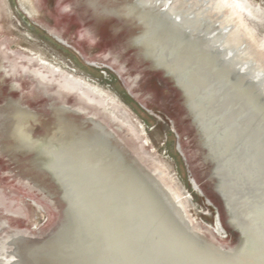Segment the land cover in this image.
<instances>
[{"label": "water", "instance_id": "1", "mask_svg": "<svg viewBox=\"0 0 264 264\" xmlns=\"http://www.w3.org/2000/svg\"><path fill=\"white\" fill-rule=\"evenodd\" d=\"M208 2L210 0H134L120 5L121 12L116 9L114 12L123 19V15L138 12L144 7L152 13L164 15L169 13V8L174 7L171 11L187 17L192 16L193 10L190 8L193 5L199 9ZM211 18H202L201 26L206 24L209 29H215L207 37L219 35V40L223 41L227 29L218 27L215 15ZM129 23L137 32L131 44L139 47L140 54L158 68L155 58L148 55L138 41V36L147 32L148 27L136 15ZM207 37L201 40L207 42ZM172 38H168L165 47L173 45ZM185 43L175 46V51H181ZM194 43L198 44V41ZM195 44L188 50L191 57L195 55L192 50ZM223 49L219 45L215 49V56L218 54L219 59L223 55L226 63L238 65L235 71L246 77L245 80L249 79L250 85L259 87V90L253 89L258 97L255 98L258 101L256 107L262 110L255 114L253 128L247 123L238 128L241 130L240 154H244L246 163L250 165L245 170L248 179L245 178L244 186H241L244 179L241 169L236 170L235 175L237 188L248 197L245 202L240 199V204L253 207L251 212L254 216L255 212L258 213L255 217L259 224L254 233L250 230L249 222L244 220L245 217H242L244 221L241 224L236 223L231 204L216 188V179H221L222 175H216V161L209 159L206 146L203 147L201 119L196 116L197 111L190 104L188 93L167 69L158 68L173 80L174 86L180 91L184 108L198 133L200 146L206 150L204 158L210 166L209 178L213 189L221 199L227 224L238 235L233 246L222 245L195 224L187 211L184 198L170 184L164 171L142 152V146L134 141L130 133L125 134V127L116 122L114 116L101 110L98 101L73 91L75 96L69 100L67 96L72 88L65 85L57 89L48 87L44 83L45 76H40L38 80L32 79L37 93L31 96L32 99L21 93V90L15 95L13 91L19 87L15 83L8 84L7 91L0 89V150L15 164L16 168L11 172L15 170L28 185L45 194L51 205L56 207L57 216L45 233H35L2 222L0 230H4L0 233V264H264V66L258 63V67L254 58L242 60L239 56L242 47ZM4 79L0 75V88L3 89ZM257 91L261 92L260 96ZM39 98L45 100L41 105H37ZM228 109H232L233 118L227 120V126L233 124V119L236 122H239L240 117L246 120L247 114L254 112H240L239 107L233 106V103ZM254 128L256 133L253 135L251 131ZM57 144L79 149L76 158H87L93 169L87 175L83 163H78L76 167L72 165L75 171L71 166L70 169L64 167L66 172H70V175L74 173L79 179V184L69 195L64 183L66 180L63 181L49 165L51 156L44 154V151L48 152ZM42 146L50 147L45 150L41 149ZM84 148H91L93 159L84 154ZM246 150L248 157L245 155ZM98 157L100 166L95 164ZM162 193L164 199L160 197ZM89 194L97 197L89 200ZM176 194H179L178 199L184 206L179 204ZM163 200L170 205H165ZM248 218L256 222L252 216ZM218 225L225 230L219 216ZM252 238L259 241L260 245L254 243L253 247L244 249Z\"/></svg>", "mask_w": 264, "mask_h": 264}, {"label": "rangeland", "instance_id": "2", "mask_svg": "<svg viewBox=\"0 0 264 264\" xmlns=\"http://www.w3.org/2000/svg\"><path fill=\"white\" fill-rule=\"evenodd\" d=\"M132 1L0 0V75L5 77L4 89H0L7 91L8 84L15 83L19 86L13 91L15 95L21 90V93L31 97L35 94L32 79L38 80L40 76H45L44 83L48 87L57 89L65 85L72 88L67 96L69 100L75 96L73 92L93 97L92 100L98 101L101 110L114 116L116 122L125 127V134L130 133L134 141L142 146V152L164 171L170 184L184 198L195 224L222 245L233 246L238 235L227 224L221 199L213 189L209 178L210 166L204 158L206 150L200 146L198 133L184 108L180 91L174 86L173 80L158 68L167 69L188 93L189 102L201 119L199 128L204 131L202 144L206 146L207 156L216 161L215 167H221L223 174L227 173L226 188L240 190L235 181L236 170L241 169L244 178L241 186H244L245 178L248 179L245 170L250 165L245 158L235 155L241 151L239 145L237 148L221 145L214 128L205 124L210 114L203 100H208L210 95L200 87L203 86L199 82L200 73L193 68L192 58L202 55L204 51L198 47L201 39L215 30L209 29L206 24L201 26L200 20L211 18L212 15H215L219 28H223L220 26L221 21L238 18L235 29L252 43L254 53L259 49L264 50V0H210L199 9L193 5L190 9L193 10L194 29L187 30L185 34L187 39L199 42L192 49L194 57L186 49L189 47L187 41L181 51H175L174 47L181 44L178 35L172 36L174 43L170 48L165 47L171 36L170 30L177 29V24L169 25L164 31L154 29L151 33L139 35V43L148 55L155 58L158 68L140 54L139 47L131 44L137 32L129 23L130 20L136 15L139 18L143 16L144 21L148 22L151 10L144 7L138 12L121 13L123 19L114 12L115 8ZM206 7L208 10H204ZM171 8L168 14H159L160 19L179 13L171 11ZM250 57H254V54ZM203 64L207 63L204 61ZM245 79L239 83L242 88L234 91L236 96L258 98L255 93L259 87L250 85L249 79ZM205 86H208L207 83ZM257 94L260 96L261 92L257 91ZM28 96L24 95L26 99H29ZM37 101V105H41L45 100L39 98ZM225 108L221 106L219 109ZM225 129V126L217 127V130ZM238 135L237 139H240ZM45 147V150L49 148ZM46 153L54 156L50 149L44 151ZM54 162L53 157L50 163L56 165L57 162ZM73 164L71 162L68 167ZM15 168L11 159L0 150V224L8 222L16 228L45 233L56 219V207L51 205L45 194L22 180L18 172H11ZM59 168L65 170L61 165ZM179 194H176L178 198ZM242 208L256 219L255 223L250 224L257 227L259 221L255 216L258 213L255 212L254 216L246 204ZM231 209L239 216L238 209ZM259 213L262 214V211ZM218 216L225 230L218 225ZM246 219H249L248 216ZM239 221L244 220L242 218Z\"/></svg>", "mask_w": 264, "mask_h": 264}, {"label": "bare ground", "instance_id": "3", "mask_svg": "<svg viewBox=\"0 0 264 264\" xmlns=\"http://www.w3.org/2000/svg\"><path fill=\"white\" fill-rule=\"evenodd\" d=\"M116 10L120 11V9L118 7ZM217 11L219 12V10H217ZM152 14H148V16L150 17L147 20L148 22L144 21L145 18H143V16H140V18H139L141 20V22H143V24L148 27V30L150 29L149 31L147 30V32H145V33H151L154 31V29L164 31L165 29L168 28L169 25L177 24V26H178L177 29L173 28L172 30H170L171 37L178 35L177 37L180 38L179 39L180 43L187 41L188 45H189V47L187 46V48H186L187 50L189 48H191V46L193 44H195L194 40L191 41V40L187 39L188 36H186V34H185V32L187 30H191V28L194 29V25H193L194 22H192V19H193L192 16L189 15L186 17V16L182 15L181 13H177V14L175 13L174 14L175 16L168 17V18L165 17L166 19L165 18L160 19L161 16H159V14H153V15ZM237 19L238 18H234L233 20L227 19V20L221 21L220 26L227 29L226 31H228V33H225L226 37L223 38L224 40L220 41L218 35L213 37V38L208 37L205 40L207 42L202 41L201 44H199L201 46L200 49L202 51H204V52H202V55H198V57H196V59L192 58L194 60L193 61V68L200 73L199 74L200 85L204 86V87L203 86H200V87L205 89L207 95H210L208 100L207 99L203 100V102L207 105V107L209 104L208 109H209V114H210V115H208V118H207L208 120L207 121L205 120V124L209 127L214 128L215 135L217 137H219L221 140L220 141V143H222L221 145H225L227 147H229V145H231L232 147L234 146V148L236 146H238L240 141H241V138L237 139L238 134H239L238 136L241 137V134H240L241 130L240 129L238 130V128L243 127V123H247V125L251 126L250 128H253L252 125H254V124H252L251 122H252V120H254L256 118V115H257L256 113H259L260 110H262V109L258 108V106L256 107V104H258V101H255L254 98H248V97H244V96H239V97L236 96L234 91H236L239 88H242V86L239 83L241 82V79L244 80L245 77L240 76L241 73L239 74L235 71V70H238V68L236 69V67L238 65H234V63H226L225 62L226 60L223 57V55H221L218 59L217 58L218 54L216 56L214 54L217 52L215 49L218 48L219 45L222 46L224 49H230V50L237 48V47H242L243 49L241 50V54L239 55L242 58V60H246L247 58H249L250 56H252L254 54V57H250V58H254L257 60L256 61L257 66H258V63H260L264 66V50L259 49L258 51H256V53H254V48L252 46V43L249 42L245 37H242L241 33L235 29V26L237 25V21H236ZM149 24H151L150 25L151 27L149 26ZM182 27H183V30H182ZM187 27H189V28H187ZM195 32H196L195 33V35H196L197 31H195ZM185 44H184V47H185ZM217 44H219V45H217ZM196 45L197 44H195V46ZM224 49H223V51H224ZM185 58H188V57L185 56ZM180 59H182V58H180ZM204 61L207 64L204 65L203 64ZM243 64L246 66V63H243ZM207 66H208V68H207ZM209 67H210V69H209ZM247 68H251V66H247ZM262 68H264V67H262ZM232 75H234L235 78L231 79L230 76H232ZM206 83L208 85L207 87L205 86ZM251 89H253V88H251ZM232 103H233V106L235 105L236 107H239L238 111H240V112H243V111H254V112L252 114L250 113V115L247 114L246 120L243 117L239 118V122H236L235 119H233V124L230 126H227L226 125L227 120L229 121L230 118H231V120L233 118V115H232L233 111H232V109L224 111L225 109L221 110L219 108H221V106H223L224 108L228 107ZM262 104L264 105V103H262ZM262 104L260 107L263 106ZM211 109H212V111H211ZM234 109H235V107H234ZM245 114H246V112H245ZM241 121H243V122L241 123ZM220 126H225L227 129L222 130V131L217 130V127L220 128ZM253 130L254 131H251V132L254 135L256 133L255 128ZM229 131H230V133H229ZM238 140H239V142H237ZM48 147H50V146H48ZM43 148L44 147H42L41 149H43ZM50 150H51L52 154L54 153V156H51V158L53 159V157H54L55 162H57V164L54 165V164L50 163L52 165H50V164L49 165L54 168L55 173L60 175L63 181L66 180V182H64V183L67 185L66 191L68 192V195H69L70 193L73 192V190L79 184V179L73 175L74 173L70 175V172H66V170L61 171L59 168V165L68 169V164H70L71 162L74 163L73 165L75 167L78 163L79 164L83 163L84 167L87 169V171H86L87 175L93 169L90 168L89 160L87 158H85V159L81 158L80 160H79V158H76V157H78L77 152H79V149H74L70 146H68V147L59 146L57 144L56 146H54ZM83 150L85 151V153H84L85 155H88L90 159H93L92 157H94V155L92 156V154H90L91 148H88V149L84 148ZM81 151H82V149H81ZM247 152H248V150H246V152H245L246 157H248ZM236 154L238 157L241 156L242 158H244L243 157L244 154H243V156L240 154V152L235 153V155ZM96 161L97 162L95 164L100 166V162H99L100 157H98V159ZM91 165H93V164H91ZM70 166H69V168H70ZM71 169L74 171L76 170L73 166H71ZM222 172L223 171H222L221 167H218L216 175L217 176L222 175L223 177H225V176L226 177L223 179L221 176V179H220V177L217 178L215 175V177L218 180V183L216 184V188H218V190L221 191L225 197H227L229 203L231 204L230 205L231 207H234L240 211V212H238L239 216H237V214L234 213V220L237 221L236 223L241 224L242 221L240 222L239 220H241L242 217L250 216V212L247 209L243 210L242 206L244 205V203L241 205L239 200L244 198L243 202H245V199H248V198L244 197V195L240 192V190L235 191L232 187L226 188L225 184H226V178L228 179V176H227V173L223 174ZM130 177H129V181H130ZM147 189H149V187H147ZM93 190H95V189H93ZM88 192H89V190H88ZM158 195H159V193H158ZM89 196H90L89 200H91V198L94 199V196H96V195L89 194ZM160 197H162V199L165 198L163 193ZM71 198H73V197H71ZM175 198L178 199L177 195H175ZM164 201L165 200H163V202ZM178 202L180 205L183 206V203H181L180 201H178ZM165 203L170 205V203H168L166 201L164 202V204ZM250 209H253V208L250 207ZM85 214H88V216L90 215L89 213H85ZM245 221H248L249 226L253 227V228H250V230H251V232L254 233V230H257V227L254 226L255 224L252 226L250 224L251 223L250 219H246ZM83 229H84V226H83ZM254 243L256 244V246L260 245L259 241L252 238L251 241L246 243V246L244 247V249L253 247ZM254 249H256V248H254Z\"/></svg>", "mask_w": 264, "mask_h": 264}]
</instances>
